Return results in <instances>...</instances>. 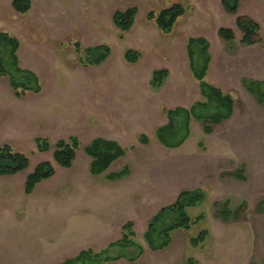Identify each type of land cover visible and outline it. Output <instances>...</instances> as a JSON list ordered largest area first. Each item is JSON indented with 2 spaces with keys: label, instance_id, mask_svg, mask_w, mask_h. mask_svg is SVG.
<instances>
[{
  "label": "rangeland",
  "instance_id": "rangeland-1",
  "mask_svg": "<svg viewBox=\"0 0 264 264\" xmlns=\"http://www.w3.org/2000/svg\"><path fill=\"white\" fill-rule=\"evenodd\" d=\"M221 1L32 0L30 11L19 14L12 0H0V31L18 39L20 67L33 72L42 86L39 94L17 98L8 77L0 78V146L8 143L28 154L31 161L26 171L0 177V256L16 252L11 248L21 240L29 246L25 255L30 264H60L87 248L101 252L121 236L116 224L109 234L87 230L78 223L80 218L91 220L92 189L105 181L103 176L90 174V158L83 149L92 139L101 137L117 140L126 150L110 173L126 165L133 167L135 197L130 192L128 195L135 202L125 203L119 212L115 199L107 204H114L113 223L123 220L134 224L133 241L145 248L136 264H186L188 257L199 264H264V213L257 210V204L264 201V105L260 106L239 83L238 79L252 72L243 70L240 63L236 67L245 55L264 57V0H240L237 15L227 13ZM174 4L183 5L186 11L169 36L164 35L147 15ZM131 6L138 13L132 28L122 33L112 15ZM239 15L252 18L262 27L261 47L250 51L241 44L242 33L236 27ZM221 27L233 29L235 40L221 39ZM190 37L209 42L210 82L232 88L235 116L216 125L212 135L204 134L202 122L192 118L186 142L170 149L155 139L157 127L167 123L165 109L190 108L202 101L189 66ZM75 42L81 45L82 53L76 52ZM99 45L111 48L106 61L98 66L79 61L84 49ZM129 49L140 53L136 63L125 60ZM159 69H167L170 75L155 91L149 79ZM256 75L264 79V59ZM71 135L79 138L81 148L73 166L63 168L53 160L52 152L58 140ZM141 135L149 138V145H142ZM250 135L253 140L246 139ZM36 138L49 140L52 149L38 152ZM42 161H50L56 175L40 183L35 193L26 195V177ZM205 161L207 166L202 169ZM242 168L246 180L226 175ZM201 187L206 199L188 208L187 213L192 219L203 214L204 220L193 224L188 232L174 231L167 248L150 250L143 237L150 219L161 207L173 203L181 190ZM69 196L78 205H86L73 212L77 217L71 223ZM227 198L233 209L246 202L240 219L225 221L219 216L214 202ZM172 221L168 219L167 225ZM203 229L209 230V236L195 248L190 238ZM51 246L54 249L48 258ZM110 253L117 256L120 249L113 248ZM125 254L137 256L136 247L128 246ZM1 263H5L3 257ZM109 264L130 262L122 258Z\"/></svg>",
  "mask_w": 264,
  "mask_h": 264
},
{
  "label": "trees",
  "instance_id": "trees-1",
  "mask_svg": "<svg viewBox=\"0 0 264 264\" xmlns=\"http://www.w3.org/2000/svg\"><path fill=\"white\" fill-rule=\"evenodd\" d=\"M224 10L232 15L238 14L240 0H222ZM13 9L19 14H26L32 7L31 0H12ZM185 7L181 4H174L164 7L158 11L151 10L147 18L152 21L164 34H170L178 19L185 14ZM138 10L131 6L126 10H116L112 15L114 25L123 32L129 31L134 22ZM236 27L242 33L241 44L245 47L262 42L260 25L252 18L239 15L236 17ZM221 39L231 42L235 40V32L228 27H221L218 30ZM169 36V35H168ZM20 42L6 31H0V78L8 77L9 84L18 98L24 97L27 93L39 94L42 91L39 78L31 71L20 67L17 51ZM210 44L203 38L190 37L187 44L190 71L198 81L201 97L203 101L194 103L190 108L175 107L165 109L167 123L159 126L155 130V139L166 148L175 149L181 147L191 133L192 118L201 121L203 132L206 135L213 133L214 127L224 120L229 119L234 111L235 98L229 92H224L219 87L209 83L206 79L211 55L209 53ZM75 50L82 53L81 45L75 42ZM111 54L108 45L88 47L83 50V56L79 61L87 66H98L102 64ZM125 60L136 63L140 53L129 49L125 52ZM169 76L167 69H159L152 72L150 85L154 90H159ZM246 89L257 99L258 103H264V82L253 81L247 78L242 80ZM142 144H148L149 138L146 135L140 136ZM36 148L38 152L45 153L52 149L49 140L36 138ZM81 148L80 140L77 136L71 135L67 139H60L54 145L52 152L53 160L63 168H71L77 159L78 151ZM84 151L92 158L90 171L94 175H99L108 170L110 165L117 159L125 156L126 150L116 141L97 137L92 139L83 147ZM28 154L17 151L12 145L5 143L0 146V177L14 176L26 171L30 166ZM128 167L117 173L107 174L108 179L116 180L127 176ZM56 175V168L50 161H42L35 169L27 175L24 183L25 194L33 193L34 189L43 181L51 179ZM237 179L246 180L244 169L234 173H226ZM206 199V194L201 188L192 190H182L176 200L163 207L147 224L144 240L150 250L157 251L167 248L172 242V233L182 229L190 231L193 224L204 220V215L200 214L192 219L187 209L199 206ZM219 216L229 221L240 219L247 209L246 202L238 207L232 208L230 199L215 201ZM257 210L264 213V201L257 204ZM168 219H174L167 225ZM133 222L128 221L123 226V234L120 240L111 243L105 250L95 253L88 249L81 251L76 257L65 260L60 264H109L114 260L126 258L130 264H136L145 248L133 241L136 236L133 231ZM209 236V230L203 229L196 237L190 238L193 247L204 244ZM128 246L137 249V256L133 258L125 254ZM120 249L117 256H113L110 250ZM186 264H199L193 258L188 257Z\"/></svg>",
  "mask_w": 264,
  "mask_h": 264
},
{
  "label": "crops",
  "instance_id": "crops-1",
  "mask_svg": "<svg viewBox=\"0 0 264 264\" xmlns=\"http://www.w3.org/2000/svg\"><path fill=\"white\" fill-rule=\"evenodd\" d=\"M32 1V0H31ZM261 30H262V27H261ZM262 39H263V36H262ZM264 41V40H263ZM262 45H261V43H258V44H255V45H252V46H247V47H245V49H250V51H253V49H255L256 47H261ZM264 59V57H263V55L262 54H260L259 56H250V55H245L244 56V58H242L241 59V61L240 62H237L236 63V67H238V65L237 64H239L240 63V67H242V69L243 70H245L246 72H252L251 73V75H248L249 73H247V75H243L240 79H238L239 80V83H242V85H243V87L246 89V87L244 86V84H243V82H242V80L244 79V78H247V79H250V80H253V81H258V82H264V79L263 78H260V77H258V75H256V73H257V71H258V69H259V63L261 64L262 63V60ZM209 69V68H208ZM233 70V69H232ZM236 70V69H235ZM234 70V74H235V76L236 75H238V73H239V71H238V73L236 72ZM253 74V75H252ZM169 75H170V73H169ZM206 79H207V81L209 82V83H211V84H213V85H215V86H217V87H219L220 89H222L224 92H229V93H231L232 95H233V90H232V88L231 87H224V85H222V84H220L219 82H214V81H212V82H210V78H209V71H208V73H207V77H206ZM213 80V79H212ZM224 81L225 80H221L220 82H222V83H224ZM233 82V81H232ZM149 84H150V79H149ZM151 86V85H150ZM152 88V87H151ZM225 88H226V90H225ZM153 89V88H152ZM247 90V89H246ZM156 91V90H155ZM248 91V90H247ZM249 92V91H248ZM250 93V92H249ZM251 94V93H250ZM252 95V94H251ZM234 96V95H233ZM253 96V95H252ZM254 97V96H253ZM18 98V97H17ZM22 98V97H21ZM234 98H236L235 96H234ZM256 99V98H255ZM202 101H203V98H202ZM235 101H236V99H235ZM256 102L258 103V101H257V99H256ZM260 106L261 105H264V103L263 104H260V103H258ZM236 106V105H235ZM235 116V107H234V111H233V114H232V116L229 118V119H227V120H224L223 122H226V121H229V120H231L233 117ZM222 122V123H223ZM221 124V123H220ZM219 124V125H220ZM159 127V126H158ZM157 127V128H158ZM257 128L259 129V130H261L262 128L261 127H259V126H257ZM213 134V133H212ZM212 134H210V135H212ZM250 138H252V140H253V135L251 136H248V137H246V139L247 140H249ZM112 139H115V138H112ZM111 140V139H110ZM114 141H116V142H118L117 140H114ZM119 143V142H118ZM159 143V142H158ZM120 144V143H119ZM121 145V144H120ZM142 145H149V143L148 144H142ZM159 145H161V146H163L162 144H160L159 143ZM126 155V154H125ZM201 155H204V154H201ZM90 159H89V158ZM88 164H89V162H90V165H89V172H90V174L92 175V176H94V177H104L105 178V181L102 183V184H99V185H95L94 187V189H92V190H94V192H93V194H92V198H91V205H90V209H92L93 210V213L94 214H92V218H91V220L90 221H88V218H84V220H82V218H80L81 220H80V222H78V223H80L81 224V226L82 227H87V230H90V231H93V232H103V231H105L106 233H109L110 234V231H111V229H115V224H116V231H118V229L120 228V237L118 238V239H116L117 241L118 240H120L121 239V237H122V234H123V226L126 224V222L125 221H123V220H121V221H119V222H114L113 223V220L111 219V214L113 213H115V210H113V205L114 204H112V205H109V204H107V202H108V200H110V201H112V199H115L116 200V205H117V212H119L120 211V209L121 210H123V208H125V203H127V202H135V198H130L129 199V192H130V194H131V196L132 197H135L134 195H135V188H134V186H135V183H134V179H132V177H133V175H132V173H133V167L132 166H129V165H126L125 167H128V170H129V173H128V175L127 176H125V177H123V178H120V179H116V180H110V179H108V177H107V174H109L110 172H109V169L111 168V166L116 162V161H118L119 159H121V158H123V157H125V156H123V157H121V158H119V159H117L116 161H114L111 165H110V167L108 168V170L106 171V172H104V173H102V174H99V175H94V174H92L91 173V171H90V166H91V162H92V158L88 155ZM91 160V161H90ZM205 166H207V164H206V161L204 162V164H203V166H202V169L203 168H205ZM212 167L214 166V168H215V163H213L212 165H211ZM124 167V168H125ZM88 169V168H87ZM216 169V168H215ZM217 170H218V172H219V175H221L222 173H221V171H222V169L220 168V164L217 166ZM121 171V170H120ZM86 173H87V175H89V176H91L89 173H88V170H86L85 171ZM206 172V171H205ZM208 172L209 171H207L206 172V174H208ZM117 173V172H116ZM91 176V177H92ZM93 177V178H94ZM96 179V178H95ZM237 179V178H236ZM238 180H241V179H238ZM109 182H111L112 184H108ZM111 185V186H110ZM39 186V185H38ZM37 186V187H38ZM37 187L34 189V191H33V193H35V191H36V189H37ZM192 189H196V188H190V189H186V190H192ZM201 189H203L202 187H201ZM182 191V190H181ZM72 192H73V190H72ZM71 192V193H72ZM96 192V193H95ZM25 193V192H24ZM33 193H31V194H33ZM180 193V192H179ZM31 194H29V195H31ZM26 195H28V194H26ZM115 195V196H114ZM69 199H70V203H69V207H68V213L69 214H71L70 215V223L72 222V218L73 217H77V216H73L74 214H73V212L74 211H76V210H81V209H84V207L86 206V205H84L83 207L81 206V204L80 205H78L77 204V202H73V196H69L68 197ZM138 198H139V196H138ZM128 200V201H127ZM176 200V199H175ZM218 201H220V200H218ZM174 202V201H173ZM121 203V204H120ZM172 204V203H171ZM86 208V207H85ZM88 208V207H87ZM163 207H161V209H162ZM160 209V210H161ZM159 210V211H160ZM158 211V212H159ZM73 214V215H72ZM83 222V223H82ZM93 222H95V224H93ZM76 224V223H75ZM81 227V228H82ZM39 231V230H38ZM55 231V230H54ZM54 231H53V234H55L54 233ZM57 233V232H56ZM92 233V232H91ZM37 237H39L38 236V234H37ZM59 238V236H57V239ZM22 239L24 240V237H22ZM41 239V238H40ZM40 239H38V240H40ZM57 239H55V241H57ZM13 241L14 239H9L8 241ZM42 240V239H41ZM116 240H115V242H116ZM3 241H5V240H3ZM17 242H19L18 244H16V245H14L12 242H11V244H13V247L11 248L12 250H15L16 252H14V253H5L4 255H2V256H0V258L1 257H3L4 258V262L5 263H1V264H11L13 261L14 262H16L17 264H30L32 261L31 260H29V257L28 256H26L25 254V250H26V248L28 249V245H26V244H22V241L21 240H19V241H17ZM112 242H114V241H111V243ZM32 245V244H31ZM7 246V245H6ZM26 246H28V247H26ZM109 246V245H108ZM50 250V254L48 255V258H50L51 257V254L53 253V249H54V246H51L50 248H49ZM88 249H90V250H92L91 248H87V249H85V250H88ZM106 249V248H105ZM83 251V250H82ZM93 251V250H92ZM103 251V250H102ZM76 252V251H75ZM81 252V251H80ZM79 252V253H80ZM95 252V251H94ZM78 253V254H79ZM95 253H99V252H95ZM77 254V255H78ZM77 255H74V256H72V257H69L68 259H70V258H73V257H76ZM64 262V261H63Z\"/></svg>",
  "mask_w": 264,
  "mask_h": 264
}]
</instances>
